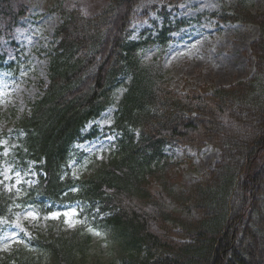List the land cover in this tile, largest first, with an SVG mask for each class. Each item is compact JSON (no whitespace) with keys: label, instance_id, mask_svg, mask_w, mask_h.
<instances>
[{"label":"trees","instance_id":"1","mask_svg":"<svg viewBox=\"0 0 264 264\" xmlns=\"http://www.w3.org/2000/svg\"><path fill=\"white\" fill-rule=\"evenodd\" d=\"M66 1L55 8L61 21L47 82L39 84V96L18 123L19 159L32 163L37 179L16 203L97 208L96 224L130 264H264V10L253 13L246 0H237L229 13L218 15L259 27L249 44L254 69L248 78L214 92H181L169 86L160 61L143 65L139 44L129 40L132 23L148 14V0H95L100 8L90 14L80 0ZM161 1L164 10L183 0ZM12 2L0 0V40L24 14ZM120 84L125 91L115 103L113 90ZM111 106L116 151L75 177L67 168L73 143ZM207 145L219 150L217 161L172 192L165 147L200 151ZM161 161L164 171L157 174ZM13 195L0 192V217L11 215ZM30 244L46 252L51 264H85L90 235L61 233ZM0 264L41 262L20 248L1 255Z\"/></svg>","mask_w":264,"mask_h":264},{"label":"rangeland","instance_id":"2","mask_svg":"<svg viewBox=\"0 0 264 264\" xmlns=\"http://www.w3.org/2000/svg\"><path fill=\"white\" fill-rule=\"evenodd\" d=\"M236 1L183 0L175 8L166 6L163 10L161 0H148V14L132 23L129 40L139 44L138 57L143 65L160 61L171 88L186 92L206 87L214 92L248 78L254 69L249 44L258 37L259 27L224 22L218 17L229 13ZM246 1L251 12L264 10V0ZM62 2L64 0H14L13 10L22 9L24 14L0 40V192L14 194L11 215L0 217V256L26 248L41 264H51L50 256L32 246L30 241L78 232L90 235L85 264H130L122 260L110 233L96 224L97 208L88 212L82 203L67 202L52 208L16 203L23 189L36 182L35 167L19 159L23 132L18 123L39 96V84L47 82L54 30L61 21L55 8ZM72 2L68 0L64 5ZM99 4L95 0L79 2L87 14L96 12ZM127 79V76L121 78L123 83ZM124 91L122 84L114 88L115 103ZM115 112V106L108 107L85 125L81 132L83 138L73 143L68 170L75 177L89 174L116 151ZM163 153L173 165L165 172V180L175 193L212 167L219 150L210 145L200 151L185 146H166ZM162 164V161L157 163V174L164 171H161ZM73 211L78 215L71 217L70 223H65L69 218L64 215L50 218L55 213Z\"/></svg>","mask_w":264,"mask_h":264},{"label":"snow or ice","instance_id":"3","mask_svg":"<svg viewBox=\"0 0 264 264\" xmlns=\"http://www.w3.org/2000/svg\"><path fill=\"white\" fill-rule=\"evenodd\" d=\"M17 182L19 183V180ZM29 215H32V213H29ZM60 215H64L65 217H68L69 219H66L65 223H70L71 222V217H74V216L78 215V213L75 212V211H73V212H64L62 214L61 213H55L50 218H56V217H58Z\"/></svg>","mask_w":264,"mask_h":264}]
</instances>
